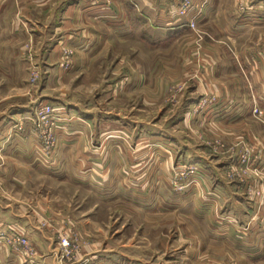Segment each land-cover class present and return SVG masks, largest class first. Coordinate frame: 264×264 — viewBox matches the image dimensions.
<instances>
[{"label":"rangeland","instance_id":"obj_1","mask_svg":"<svg viewBox=\"0 0 264 264\" xmlns=\"http://www.w3.org/2000/svg\"><path fill=\"white\" fill-rule=\"evenodd\" d=\"M2 1L8 3L5 12L21 17L20 21L16 16V20L6 22V29L2 28L4 21L1 20L2 32L10 31L15 21L22 28L18 35L9 32L5 39H0V133L6 130L0 137V264H83L87 253L82 251L83 246L88 244L91 234L87 233L88 229L87 232L82 230L81 221L83 215L93 213L94 209L96 223L103 229L96 237H101L102 241L132 247L138 257L169 261L180 256L181 264H187L185 246L194 237L188 230L191 219L181 217L177 221L171 214L152 218L154 222L149 223V231L144 233V218L138 212L130 213L131 209L126 207L128 203L123 199L96 202L93 207V198L88 191L62 181L60 150L64 144L63 134L74 123L69 122L70 118L76 121L79 116L69 113L66 106L61 108L58 99L87 103L85 105L91 109L95 107L100 117L96 130L129 129L135 140L140 135L141 120H147L149 123H143L149 124L153 131L158 127L167 128L181 135L179 142L187 145L192 141L194 144V139L189 137L188 120L173 123L172 119L189 110L183 104L187 97L206 99L216 96L208 89L202 93L195 90V85L202 86L210 81L200 68L205 45L212 44L227 52L230 63L227 66L234 68L231 74L239 77L243 84L239 92L247 95L246 103H251L256 120H261L264 111L254 113L253 107L259 108L256 103L259 96L264 98V93L258 91V77L264 80V71L258 73L259 68L264 67V0H216L219 16L215 15L213 22L204 20L198 24L196 33L189 31L182 38L180 47L187 54L174 53L175 76L164 71L163 97L159 104L148 106H141L144 91L124 89L129 81L141 76L138 43L116 38V41L101 43L100 53L95 58L76 57L74 45L77 43L61 42L64 31L60 30L58 20L65 0H49L47 5H41L45 0ZM47 9L50 10L47 12ZM25 13L32 17L24 16ZM223 21H229L226 24L231 33L240 34L238 38L221 36L224 34ZM170 55L165 53L164 57ZM162 56L156 52L148 59L149 82L156 73V60L162 61ZM172 60L166 59V64H171ZM44 97L48 100L44 101ZM117 113L122 119L114 121L118 115L115 119L110 116ZM44 114L47 115L45 118ZM127 119H133L132 123H126ZM156 122L162 126H157ZM252 123L248 120L246 132L233 139H226L219 133H198L200 142L196 140L195 143L206 149V154L201 155L220 165L224 178L243 197V209L248 213H244L245 220L241 222L245 232L238 235L243 243L238 253H233L227 244L219 243L204 251L199 243L197 251L193 252L197 262L201 260L197 264H234L232 259L236 257L242 259L243 264H264V147L257 148L254 137L247 133ZM48 133L54 135V147L44 155L41 153V136L45 138ZM120 140L122 145H127L124 135ZM172 142L171 138L165 142L173 147L165 152L166 160L172 161L169 184L162 192L165 195L175 191L185 193L186 182L194 171L187 161V154L182 153L179 157L176 153L180 147L171 145ZM177 157H182L179 164ZM173 227L180 232H175ZM195 229L199 239V229ZM178 233L181 244L173 243L179 237ZM65 237L73 240L74 246L64 247ZM201 244L205 246V243ZM221 246L223 250L214 248ZM99 253L96 264H115L102 257L104 252ZM252 256H260V262L250 263L248 258Z\"/></svg>","mask_w":264,"mask_h":264},{"label":"crops","instance_id":"obj_2","mask_svg":"<svg viewBox=\"0 0 264 264\" xmlns=\"http://www.w3.org/2000/svg\"><path fill=\"white\" fill-rule=\"evenodd\" d=\"M48 1L45 0L41 5H47ZM215 1L199 0L200 3L204 2V5L203 16L199 19L198 24H202L204 20V22H213L216 19L215 15L219 16V8ZM5 5L8 3L5 4L0 0V21H4L3 29L7 27L6 22L12 19L16 20V16L18 21L21 20L18 14L5 12ZM176 9V0H65L58 20L60 30L64 31L61 42H76L77 44L74 45L75 56L88 58H95L99 55L101 43L116 41V38L138 43L140 47H137L136 50L138 51L137 55L142 58L141 76L129 81L124 89L131 92L144 91L141 106L159 104L165 90L164 71L175 76L174 59L176 55L174 53L182 51L181 40L190 31L176 14ZM49 10L47 9V12ZM24 16L32 17L28 13H25ZM18 21L13 23L10 31L3 30L2 32L0 26V39H5L9 32L18 35L22 28L18 25ZM227 22L229 23V21L222 22L224 34L220 35L228 39L232 36L238 38L240 34L231 33ZM31 30L35 35V29ZM156 52L163 54L162 61L156 60V73L152 75L153 79L149 82L151 69L148 59ZM182 52L187 54L184 50ZM165 53L171 55L165 58ZM202 54L204 56L200 69H202V73L205 72L206 80L210 79V81H206L202 85L203 87L195 85L196 88H194L200 93L208 89L216 96L206 99L187 97L188 100L184 99L183 104L187 105L189 110L182 115L176 114L172 119L173 123L188 120L189 137L194 139V144L192 141L187 145L179 142L178 138L181 135L168 131L167 128L158 127L156 131H153L149 124L143 123H149L147 120H141L140 135H137L135 140L132 135L133 131L129 129H125V131L121 129L96 130V124L100 122L98 119L100 117L95 107L91 109L86 106L87 103L83 104L79 101L70 103L62 101L64 99H58L61 108L66 106L69 113L79 116L76 121L73 120V117L70 118L69 122L74 123L70 125V130L63 134L64 144L60 150V159L63 160L61 170L64 172L62 181L75 185L82 191H88L93 198V207L96 206V202L109 203L123 199L128 203L126 207L131 209L130 213L138 212L144 218L143 223H146L144 233L149 231L147 229L150 226L149 223L154 222L152 218H164L171 214L173 218H177V221L181 217L191 219L188 230L189 234L195 238L192 237V240H189V245L185 246L184 259L187 260V264L201 263V260L197 262V258L193 254L194 250L197 251L199 243L200 248L204 251L209 248L213 249L212 244L214 243H219L222 246L227 244L229 249L237 254L243 246L238 235L245 232L241 222L245 220L244 213H248L243 209V197L237 193L236 188L231 185L232 183L224 178L220 165L217 166L212 159L204 158L206 155H201V153L206 154V149L200 148L202 145L195 143L199 139L198 133L200 131L211 134L219 133L226 139L238 138L240 134L246 132V122L252 120L253 123L249 124L247 133L254 137L253 141L257 148L264 147V142L261 141H264V124L262 123L264 115L263 119L256 120L255 114L251 111V103H246L247 95L239 92L243 84L239 77L231 74L234 68L227 66L230 64L227 52L221 50L219 46L207 44ZM145 58H147L146 61ZM170 58L173 60L171 64L167 65L166 59ZM193 69L197 71L195 67ZM235 69H238L237 65H235ZM262 70L264 71V67H260L258 73L261 74ZM258 87V91L264 93V80H261L260 77H258ZM44 98V101L48 100L47 97ZM258 98L256 103L264 111V98L260 96ZM117 115L118 117L115 119ZM124 116L126 121L127 116ZM110 117H114V121L122 119L119 113ZM5 119L3 118V120ZM132 121L133 119H127L126 123L131 124ZM155 124L162 126L157 122ZM5 134L6 130H3L0 137ZM123 135L126 146L122 145V140H120ZM168 138L173 140L171 145L180 147V151L176 153L178 156L182 153L187 154V161L194 169L186 182L188 188L185 193L179 191H175L171 195L162 193L166 185L169 184L170 177L168 176H170L169 170L172 163L165 157L167 148H173L165 143ZM150 141L155 143L149 145ZM198 141L200 142V140ZM227 150L230 151V148ZM179 157L176 158L177 164L182 159ZM218 168H220V172H217ZM100 189L103 190V194L100 193ZM121 191H125V193H121ZM93 211L95 212V209ZM94 212L82 216V230L88 229L89 231L86 232L91 234L88 244L83 246L82 251L87 252L86 258H83V264H96V259H99L101 251L104 252L102 257L106 261L115 264H181L180 256L169 259V261L153 260L148 258L149 256L138 257L136 253H133L136 250L127 245H116L110 240L102 241L101 237H96L103 232V229L96 223V213ZM195 227L199 229V239ZM175 232H180V229ZM178 234L179 237L174 239L173 243H180V233ZM201 243H205V246ZM222 246L214 248L223 250ZM260 258V256H252L248 260L250 263H259ZM232 260L234 264H243L242 259L238 257ZM209 262H213V260L209 259Z\"/></svg>","mask_w":264,"mask_h":264},{"label":"built area","instance_id":"obj_3","mask_svg":"<svg viewBox=\"0 0 264 264\" xmlns=\"http://www.w3.org/2000/svg\"><path fill=\"white\" fill-rule=\"evenodd\" d=\"M177 9L176 14L184 21V24L190 29L192 32H197L198 29V22L199 19L203 16L202 8L204 2H199V0H176ZM47 108L46 110H48ZM253 112L257 114H261L262 110L259 109L257 106L253 107ZM47 115L44 114L43 117L45 118ZM50 132V131H49ZM42 138V145H41V153L44 155L49 154V149L54 147V135L48 133L45 138ZM240 174H237V176ZM62 245L64 247H70V245L74 246V242L71 239H63Z\"/></svg>","mask_w":264,"mask_h":264}]
</instances>
